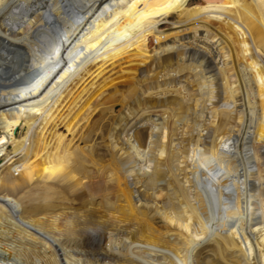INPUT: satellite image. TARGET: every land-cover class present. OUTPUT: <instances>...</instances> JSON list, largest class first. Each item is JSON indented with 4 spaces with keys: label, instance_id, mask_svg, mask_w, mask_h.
<instances>
[{
    "label": "bare ground",
    "instance_id": "1",
    "mask_svg": "<svg viewBox=\"0 0 264 264\" xmlns=\"http://www.w3.org/2000/svg\"><path fill=\"white\" fill-rule=\"evenodd\" d=\"M11 147L0 264H264V0H0Z\"/></svg>",
    "mask_w": 264,
    "mask_h": 264
},
{
    "label": "rangeland",
    "instance_id": "2",
    "mask_svg": "<svg viewBox=\"0 0 264 264\" xmlns=\"http://www.w3.org/2000/svg\"><path fill=\"white\" fill-rule=\"evenodd\" d=\"M200 2H202V0H193L194 4H198ZM83 12H84L83 10H80L79 13L76 15V17H81L83 15ZM176 20H177L176 18H173L172 22H176ZM170 28H171L170 25L164 24L162 30L168 31ZM149 42L154 46H156L158 44L157 39L153 36L150 38ZM141 67H143V66H141ZM98 68L94 69L93 72H96L98 70ZM138 68H139L138 62L134 61V59L130 58V57L121 60L120 62L117 63V65H114V66H110V64H108L107 67H105V68H103L97 72V73L102 72V74L98 78V80H96V83H95L96 85L93 87V89L91 91V93L93 95L92 100L97 97V95L99 93V89L102 88L101 87L103 85L102 83H104L105 80L108 83V86L106 87V89L107 88L108 89H107V92L105 93V97L99 98V102L102 103L104 100H106V98H108L110 96L119 97L120 95H118V93L120 91L124 90L125 86L133 78L134 71L137 70ZM136 74H139V71H137ZM90 80L91 79H89L88 82ZM112 85H115V86L112 87ZM85 99H87V98H85ZM102 109H103V106L102 107L100 106L97 109V111L94 113V116H93L94 121H98V120H101L103 118L102 120H104L103 121L104 123L107 122L109 124H112L114 121L113 117H115L118 114L120 107L115 112H113L112 115L108 114V113L104 114L103 112H101ZM100 116H101V118H100ZM20 131L21 130L18 131V134H17L18 137L20 136V133H21ZM58 133L64 134V136L68 135V138L69 139L71 138L70 134L67 132V130L64 126L58 129ZM75 142H76V144H75L74 148H76V146H78V145H80L81 147H83L85 145V142L82 140L78 141V139H76ZM92 144L95 145L97 149H102L103 150L102 153H104V154L109 153L107 151L108 149L106 147H104V139L102 137H98V136L95 137ZM11 150H12V147L8 150L9 151L8 153H6L2 158H0V177H3L7 173L8 169H11L10 171H12V168L14 167V165H12V164L11 165L9 164L8 166L2 167V165L6 161V158L9 157V156H7V154H11V152H12ZM6 167H8V169ZM95 212L96 213L98 212L97 213L98 216L101 215V210H96Z\"/></svg>",
    "mask_w": 264,
    "mask_h": 264
}]
</instances>
